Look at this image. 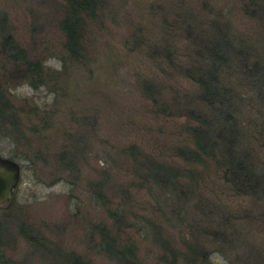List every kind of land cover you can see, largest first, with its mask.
<instances>
[{
    "label": "trees",
    "instance_id": "16d2710c",
    "mask_svg": "<svg viewBox=\"0 0 264 264\" xmlns=\"http://www.w3.org/2000/svg\"><path fill=\"white\" fill-rule=\"evenodd\" d=\"M231 2L246 18L241 32L231 21ZM152 9L157 36H147L142 25L133 26L124 43L130 49L144 48L158 67L159 73L142 76L139 86L150 109L182 121L183 141L173 146L176 161L167 162L135 144L117 150L134 178L109 184L113 173L105 169L92 181L96 201L105 188L111 196L106 200L109 221L91 225V247L116 264H149L150 258L155 259L152 264H213L210 257L218 248L233 258L229 264H264V255L247 242L237 222L251 210L236 214L205 198L197 186L204 174L216 171L233 194L264 205V160L258 155L264 144V0H156ZM55 10L44 22H54L61 33L62 70L88 63L97 29L104 27V17L114 15L111 0H57ZM7 25L4 13L0 48L7 60L0 62V135L18 141L24 110L14 104L12 89L23 83H53L61 71L48 70L35 53L36 45L21 44ZM165 80L168 97L163 96ZM30 109L37 111L36 106ZM64 153L60 157L65 164ZM9 157L20 158L15 151ZM133 185L148 190L154 199L151 209L158 207L165 224L139 213L142 205ZM13 200L4 204L10 211L5 214L11 213ZM4 218L0 216V264L9 260L2 250L8 232ZM27 240L38 246L32 235ZM58 261L95 264L75 251L58 252Z\"/></svg>",
    "mask_w": 264,
    "mask_h": 264
},
{
    "label": "rangeland",
    "instance_id": "374dc122",
    "mask_svg": "<svg viewBox=\"0 0 264 264\" xmlns=\"http://www.w3.org/2000/svg\"><path fill=\"white\" fill-rule=\"evenodd\" d=\"M153 1L111 0L114 15L104 17V27L97 29L93 42L91 38L88 63H73L63 71L61 33L54 22H44L56 13L57 0H0V18L7 15V29L27 48L34 43L44 65L51 62L48 70L61 71L53 83H23L12 89L14 104L24 111L19 114L20 140L0 135V154L17 152L20 158L14 159L21 167L11 213L5 214L10 211L3 208L5 203L0 204V216L5 215L8 227L2 245L7 264H60L58 252L64 251L88 255L95 264H116L91 247V225L109 221L106 200L111 196L105 188L103 198L96 201L92 181L110 169L109 184L115 180L129 183L134 177L121 163L119 152L130 144L167 162L178 160L173 146L183 141L182 121L150 109L139 86L140 78L158 74V67L144 48L130 49L124 43L133 26L142 25L147 36H157ZM230 17L241 32L246 18L232 2ZM5 60L0 48V62ZM165 82L163 96L168 97ZM35 106L36 112L30 109ZM62 152L67 155L65 164ZM258 155L264 160V144L258 147ZM202 178L197 186L205 198L224 203L239 215L244 209L251 210L249 216L239 218L238 226L247 242L264 255V205L233 194L219 172L211 171ZM131 189L142 205L137 207L139 213L165 224L158 207L151 209L154 199L148 190L135 185ZM29 235L38 246L27 240ZM142 245L145 252L147 242ZM218 250L213 254L222 256L227 264L233 260ZM153 261L150 258L148 263Z\"/></svg>",
    "mask_w": 264,
    "mask_h": 264
},
{
    "label": "water",
    "instance_id": "95a60500",
    "mask_svg": "<svg viewBox=\"0 0 264 264\" xmlns=\"http://www.w3.org/2000/svg\"><path fill=\"white\" fill-rule=\"evenodd\" d=\"M20 174V163L12 157L0 154V204L13 197Z\"/></svg>",
    "mask_w": 264,
    "mask_h": 264
},
{
    "label": "clouds",
    "instance_id": "9594fccd",
    "mask_svg": "<svg viewBox=\"0 0 264 264\" xmlns=\"http://www.w3.org/2000/svg\"><path fill=\"white\" fill-rule=\"evenodd\" d=\"M51 62H46V66H48ZM57 68H59V64L56 65ZM210 260L213 262V264H227V261L224 260L222 256L219 254H213L212 257H210Z\"/></svg>",
    "mask_w": 264,
    "mask_h": 264
}]
</instances>
